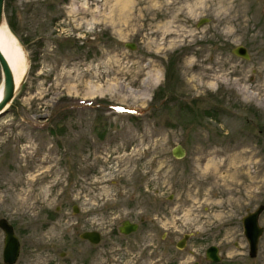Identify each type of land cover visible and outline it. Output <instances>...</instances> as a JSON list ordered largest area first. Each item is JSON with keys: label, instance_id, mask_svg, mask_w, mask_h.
Segmentation results:
<instances>
[{"label": "rangeland", "instance_id": "374dc122", "mask_svg": "<svg viewBox=\"0 0 264 264\" xmlns=\"http://www.w3.org/2000/svg\"><path fill=\"white\" fill-rule=\"evenodd\" d=\"M9 1L27 55L0 115V218L20 241L15 264L93 251L115 264L148 252L141 264H152L167 233L190 234L197 252L217 245V264H264V231L251 258L241 221L264 204V0ZM124 220L138 232L118 233ZM86 230L101 233L94 249ZM2 250L0 229V264Z\"/></svg>", "mask_w": 264, "mask_h": 264}, {"label": "water", "instance_id": "95a60500", "mask_svg": "<svg viewBox=\"0 0 264 264\" xmlns=\"http://www.w3.org/2000/svg\"><path fill=\"white\" fill-rule=\"evenodd\" d=\"M5 0H0V23L5 21ZM127 47L133 49L135 44L126 43ZM232 54L241 57L245 60L250 59V53L244 45H236L231 49ZM0 73L1 84L3 86V95L0 99V115L6 110V107L11 103L15 84L11 68L3 52L0 49ZM173 156L176 158H183L185 156V148L182 145H176L172 150ZM264 211V204H260L255 210L248 212L241 219L243 226V233L248 242V255L251 258L257 256L258 245L260 237L263 234L264 228L259 223L261 213ZM73 212H78V208L74 206ZM136 224L125 220L120 227L121 232L127 234L136 230ZM0 229L3 232V250L2 261L4 264H15L20 254V241L15 234L13 225L4 217L0 218ZM81 238L90 241L91 243H99L101 240V233L97 230H87L81 233ZM209 260L213 262H220L221 256L219 254V247L217 245H210L206 249Z\"/></svg>", "mask_w": 264, "mask_h": 264}, {"label": "flooded vegetation", "instance_id": "af4514ba", "mask_svg": "<svg viewBox=\"0 0 264 264\" xmlns=\"http://www.w3.org/2000/svg\"><path fill=\"white\" fill-rule=\"evenodd\" d=\"M73 209H74V206H73ZM124 221H122L121 224L117 227L118 233H121L124 236H129L131 234L138 232L139 225L136 222H132L137 225L136 230L129 232L127 234L121 232L120 227L123 225ZM80 239L88 242L89 245L93 247V249L97 244L101 242L100 240L99 243L95 244V243H91L90 241L86 239H82L81 233H80ZM101 239H102V236H101ZM192 240L194 239H192L191 235L188 233L183 234L181 237L177 239H174L168 233L165 235L160 234V236L156 237L155 243L151 251L153 253L152 264H217L219 263V262H213L209 260V257L206 253V249L210 245L207 246L203 252H197L195 248L190 247L191 246L190 242H192ZM147 253L148 252H146V255H144V257L142 258L140 257L141 259H143V261L146 258H150V255H148ZM219 254H220V251H219ZM75 255L77 257L74 258V262H69V259L67 257L68 255H66L65 253H62L61 254L62 263L63 264H115L112 258L108 256V254H98L93 251V252L78 253ZM141 259L134 261L133 264H141L142 262ZM77 261H79V263ZM116 264H119V263H116Z\"/></svg>", "mask_w": 264, "mask_h": 264}, {"label": "bare ground", "instance_id": "6f19581e", "mask_svg": "<svg viewBox=\"0 0 264 264\" xmlns=\"http://www.w3.org/2000/svg\"><path fill=\"white\" fill-rule=\"evenodd\" d=\"M0 49L9 63L16 89L25 73L27 55L5 21L0 23ZM2 95L3 86L0 84V99Z\"/></svg>", "mask_w": 264, "mask_h": 264}, {"label": "trees", "instance_id": "16d2710c", "mask_svg": "<svg viewBox=\"0 0 264 264\" xmlns=\"http://www.w3.org/2000/svg\"><path fill=\"white\" fill-rule=\"evenodd\" d=\"M9 3H10V1L9 0H5V6H4V11L6 12L7 11V8H8V6H9ZM5 19H6V21H7V24H8V26H9V28H10V30L14 33V34H16L15 33V28H14V24H13V21L11 20V17L10 16H7L6 15V13H5ZM173 63H174V60L173 61H169L168 62V65H167V67H166V74H165V82H166V80H169L170 79V74H169V72H170V68H172V65H173ZM32 66V65H31ZM165 84V83H164ZM172 87H173V85H171ZM163 87H164V85H161V86H159L158 88H157V90H156V92H155V94L153 95V102L155 103V102H158L159 101V97H163V95H164V92H162L163 91ZM159 97H158V96ZM248 109V111L249 112H251L252 110H254V109H250V108H247ZM216 111H218V110H216ZM255 111H257V110H255ZM253 112V111H252ZM206 115H208V116H212V115H214V113L212 112V110H210V111H206ZM61 127L60 126H57V130H58V132L60 133L61 131H62V128L60 129ZM50 130V132L52 133V134H56V131L52 128V129H49Z\"/></svg>", "mask_w": 264, "mask_h": 264}]
</instances>
